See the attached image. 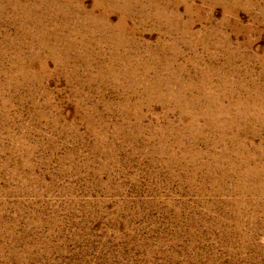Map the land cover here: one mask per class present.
Listing matches in <instances>:
<instances>
[{"label":"rangeland","instance_id":"1","mask_svg":"<svg viewBox=\"0 0 264 264\" xmlns=\"http://www.w3.org/2000/svg\"><path fill=\"white\" fill-rule=\"evenodd\" d=\"M0 264H264V0H0Z\"/></svg>","mask_w":264,"mask_h":264}]
</instances>
